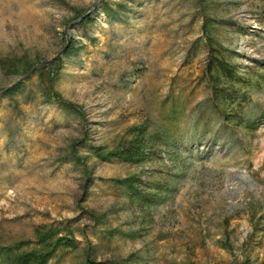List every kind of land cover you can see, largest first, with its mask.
<instances>
[{
	"label": "rangeland",
	"instance_id": "obj_1",
	"mask_svg": "<svg viewBox=\"0 0 264 264\" xmlns=\"http://www.w3.org/2000/svg\"><path fill=\"white\" fill-rule=\"evenodd\" d=\"M101 5L0 0V58L61 56L55 87L80 109L45 101L35 72L29 95H2L23 75L0 67V245L67 224L78 246L49 264L87 247L96 264H264V0H134L116 20ZM204 29L244 77L232 101L210 90ZM69 38L84 45L64 54ZM139 124L160 134L142 163L90 151ZM132 173L161 198L132 202Z\"/></svg>",
	"mask_w": 264,
	"mask_h": 264
},
{
	"label": "trees",
	"instance_id": "obj_2",
	"mask_svg": "<svg viewBox=\"0 0 264 264\" xmlns=\"http://www.w3.org/2000/svg\"><path fill=\"white\" fill-rule=\"evenodd\" d=\"M61 1L64 2V0ZM101 1V10L107 19L116 20L123 17V15H128V11L131 9L129 2L134 0H120L115 5L110 4L107 0ZM96 8L95 6L94 9ZM94 9L88 12H84L83 9L74 10V16L78 18L80 25L92 20L91 13ZM203 32L207 34L205 35V42L208 49L204 73L207 76L210 90L218 98L222 97L232 101V98L235 97L239 90L236 85L242 87L244 77L239 75V67L229 58L222 44L212 37L206 29ZM83 45L72 38L64 39L62 52L70 54ZM61 62L62 59L59 55L38 61L27 59L24 54L0 58V67L5 74L20 73L23 75L22 78H17L11 84L2 88V95H7L11 98L16 94L29 95L27 80L31 72H35L39 91L45 101L54 102L69 110L80 111L73 102L64 99L55 87ZM159 135L157 130L148 131L144 124H139L133 126L128 139L122 140L112 147L92 142H89L88 145L90 151L102 160L116 159L140 164L147 159L148 155L151 158L150 155L156 147V137H159ZM72 154L76 155L75 149L72 150ZM118 182L125 186L132 202L135 199L141 202L142 198L149 195V206H151L153 202H157L161 198V187L155 184L145 188L138 173L128 174L123 178H119ZM91 214L94 218L95 213L91 212ZM77 246L78 241L73 235V230L69 229L67 224L38 225L34 228L33 238L20 240L8 245H0V264H49L58 251L76 249ZM85 257V261L80 264H96L92 259V249L90 247L85 249Z\"/></svg>",
	"mask_w": 264,
	"mask_h": 264
},
{
	"label": "water",
	"instance_id": "obj_3",
	"mask_svg": "<svg viewBox=\"0 0 264 264\" xmlns=\"http://www.w3.org/2000/svg\"><path fill=\"white\" fill-rule=\"evenodd\" d=\"M88 11H89V10H88ZM88 11H87V12H88ZM77 19H78V18H77Z\"/></svg>",
	"mask_w": 264,
	"mask_h": 264
}]
</instances>
